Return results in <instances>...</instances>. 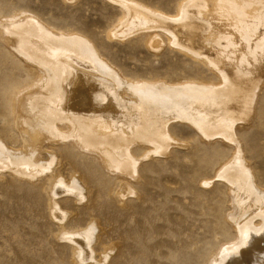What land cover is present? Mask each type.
<instances>
[{
    "label": "rangeland",
    "instance_id": "rangeland-1",
    "mask_svg": "<svg viewBox=\"0 0 264 264\" xmlns=\"http://www.w3.org/2000/svg\"><path fill=\"white\" fill-rule=\"evenodd\" d=\"M206 1L0 0V142L15 153L39 146L38 160L51 166L48 172L45 164L41 169L33 167V173L22 170L21 164L18 170L16 165L0 164V264H238L234 257L222 261L228 250L237 246L241 264L255 263L254 251L241 245L239 228L250 222L256 228L263 224L264 200L258 194L264 196V78L256 89L252 113L244 125L235 123L231 135H222L223 129L205 134L190 119L165 116L161 123L169 142L164 149L141 134L131 133L128 140L117 142L115 148L126 150L135 168L115 167L101 152L83 147L76 138L63 140L64 134H56L50 142L43 130L37 136L36 131L17 125L18 115L22 116V92L39 82L44 71L16 50L14 35L6 33L5 39L7 24L28 17L49 34L69 39L78 36L89 46L90 55L129 88L198 82L219 90L225 84L219 70L228 74L230 68L228 61H216L215 67L203 57L210 59L216 54L219 40L210 35L205 24L209 23V10L205 8V17L196 15L202 7L204 10ZM131 8L171 23H164L163 29L142 14L133 16ZM186 11L195 14L186 19ZM222 15L227 27L224 32L232 31L241 42L243 35L232 30L227 14ZM187 30L205 47L195 36L185 34ZM260 34H255L254 40H259ZM177 40L198 53L199 60L180 52L173 45ZM232 41L227 34L220 37L218 50L233 46ZM70 53L74 52L64 57L77 64L91 63L84 53ZM45 83L46 77L36 88ZM125 93H130L126 96L132 102L127 104L130 111L141 112V99L133 96L134 90L125 88ZM122 108L116 105L115 113L124 111ZM61 121L56 124L64 130ZM20 131L33 139L25 142ZM241 167L247 170L243 172ZM242 173L252 176L245 174L248 177L243 182L254 187L249 194L234 181ZM75 180L81 183L85 196L70 191ZM90 230L94 234L91 242L84 237ZM72 234L79 235L84 245L75 242Z\"/></svg>",
    "mask_w": 264,
    "mask_h": 264
},
{
    "label": "bare ground",
    "instance_id": "bare-ground-1",
    "mask_svg": "<svg viewBox=\"0 0 264 264\" xmlns=\"http://www.w3.org/2000/svg\"><path fill=\"white\" fill-rule=\"evenodd\" d=\"M260 5L262 6L261 10H259ZM205 8L209 10L208 13L210 14L209 23L205 24L212 31L210 32L211 34H208L216 36L219 40H216V54L210 59H208V56L203 57L215 67H217L215 65L216 61L219 64L222 61H228L227 63L230 68L228 69V74L222 73L219 70L220 76L223 75L225 83L223 88L219 90L209 89L204 84L198 82L169 87L163 85L148 86L145 84L131 85L130 88L134 90L133 96L141 99L142 103L141 112L137 114L130 111V106L128 105L132 102L126 98L132 91L125 96V88H128L129 92V84L121 81L106 64L91 56L89 46L81 41L78 36H72L69 39L66 36L49 34L43 31V26L41 27L38 21L28 17L24 20L22 18L19 22L7 24L3 31L5 39L8 34L14 35L17 38L16 50L21 56L29 58L34 64L36 63L41 66L45 73L41 74L39 82L22 92L20 98V114L22 116L18 115V127L22 124L28 131H36L35 134L37 136L41 135L42 131L40 130H43L46 137L48 136L47 141L50 142L55 141L54 139L57 138L55 137L56 134L57 136L64 134L65 136H62L63 140L70 139V137L76 138L81 142L83 147L94 148L101 152L103 157L112 162L117 168H135V164L128 160L127 151L115 148L117 142L121 143L120 141L123 139L129 138L131 133L132 136H139V134L142 137L146 136V138L158 144V149H164L167 146L169 137H167L164 124L161 123V119L165 118V116H167L166 118L173 116L175 118L190 119L196 122L205 134H211L215 129V132L223 129L224 134L222 135H231L235 123L244 125L245 118L249 117L252 113L256 89L260 85L259 82L264 78V28L261 30L264 23V11H262L264 10V0H209L206 1L204 10L202 7L199 11L200 13L196 14L199 18L202 15L205 17ZM131 9L133 16H141L142 12L140 9ZM134 13L137 14L134 15ZM194 14L190 15L186 11L184 18L190 19ZM222 14L228 15L227 20H231L233 23L232 30L238 29L240 34L245 38V42L244 38L240 40L241 42H237V36L230 33L232 32L230 30L229 32H224L227 27L223 26L222 20L224 18ZM142 16L148 21L160 24L163 26V29L164 23H171L164 21L165 19L162 20V17L150 13H147V15L143 13ZM182 25L184 26L185 24ZM228 27L230 28V26ZM184 28L193 29L189 25H185ZM158 29L160 30V28ZM173 32L175 35L176 33L180 34V32ZM259 32L261 33V37L259 40H254L255 34ZM185 34L191 38L195 36L196 41L205 47V44L199 40L200 38L197 39L198 37L196 34L194 35L193 31L187 30ZM226 34L228 38L233 39V46L226 47V50H218L220 49L219 43H221L220 37L224 38ZM178 41L174 42L173 45L176 48L178 47L180 52L199 60L198 53H193L192 49L189 50L190 47L186 48ZM260 41L261 44L258 45ZM68 52H74L70 54L84 53L82 55L87 59L90 58L91 63L83 61L77 64L69 60V58L64 57ZM74 56L78 55L75 54ZM204 58L202 61L205 62ZM45 77V85L37 89V85L45 80ZM114 77H116V81H113ZM132 83L134 84V82ZM116 105L121 108L123 107V113L119 112V110L115 113ZM61 118L63 119L61 123L65 128L64 130L59 129V125L56 124ZM51 123L53 124L49 127L48 125ZM111 129L113 130L112 133L108 132ZM20 132L25 142H30L33 139L28 132ZM67 132L69 133L65 134ZM38 147H31V149L29 148L24 153H17L18 151L15 153L8 151L0 142V164L8 163L12 167L16 165L17 170L20 167L24 171L32 172L33 167L34 169H41L45 163L38 160V153L42 151V148ZM19 164L21 165L18 167ZM45 165H47L45 172L50 171L51 166L48 167V163ZM236 166L235 168L238 171L240 163ZM245 169L246 167L243 170ZM35 173L37 174V172ZM242 174L243 176L235 178L234 181L241 183L239 187L243 189L244 194H249L251 193L249 189H253L254 187L251 188L249 185L250 188H248L243 182L247 180L246 178L250 174L245 173L248 176L244 173ZM70 188L73 195L75 193L81 197L82 195L85 196L84 188L79 181L75 180L72 182ZM258 195L264 200L263 194ZM260 216L263 219V224L260 228L253 227L250 224L251 222L239 228L242 239L241 245L246 247V250L248 248L252 249L255 253L254 264L264 263V211ZM92 233L93 231L90 230L84 234V237L86 236L90 241L92 235H94ZM76 234H72L73 240L75 242L80 240L81 244L84 245L82 239L79 235L77 237ZM72 235L70 236L72 237ZM82 247H80L81 250ZM240 251L238 246L234 249H229L222 261L234 257L235 263L241 264V255H237ZM81 253H79L80 256ZM86 253L88 254V252ZM87 257H85V260L89 258Z\"/></svg>",
    "mask_w": 264,
    "mask_h": 264
}]
</instances>
